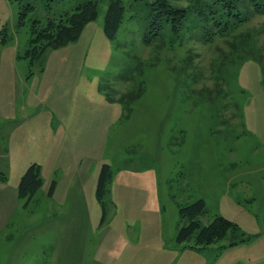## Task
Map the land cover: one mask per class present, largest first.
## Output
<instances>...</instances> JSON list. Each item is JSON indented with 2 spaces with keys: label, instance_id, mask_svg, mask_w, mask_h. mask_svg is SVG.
<instances>
[{
  "label": "rangeland",
  "instance_id": "rangeland-1",
  "mask_svg": "<svg viewBox=\"0 0 264 264\" xmlns=\"http://www.w3.org/2000/svg\"><path fill=\"white\" fill-rule=\"evenodd\" d=\"M84 1L0 0L8 37L0 44V172L8 192L31 163L43 182L27 206L3 198L0 264H96L100 252L109 253L103 264H264V14L248 12L210 43L192 30L146 43L152 0H123L113 39L103 31L108 0H97L98 16L80 37L48 49L30 69L17 56L30 20ZM27 2L34 8L17 26ZM103 163L112 172L104 215L89 185L75 203L82 223L101 226L103 239L113 235L84 241L81 263L61 262L46 249L53 225L71 220L72 202L41 193L50 177L79 164L98 179ZM196 199L205 202L201 223L222 216L236 229L206 246L179 244V208Z\"/></svg>",
  "mask_w": 264,
  "mask_h": 264
},
{
  "label": "trees",
  "instance_id": "trees-1",
  "mask_svg": "<svg viewBox=\"0 0 264 264\" xmlns=\"http://www.w3.org/2000/svg\"><path fill=\"white\" fill-rule=\"evenodd\" d=\"M150 7V19L144 36L146 43L150 42V38L155 39L166 33L165 37L169 39L180 37L186 30H192L191 36L199 41L210 43L216 37H226L230 31L237 29L248 20V12L264 14V0H152ZM19 8L17 26H24L34 6L27 2ZM123 13V0H108L103 22V31L107 38L113 39L116 36ZM97 16L98 1L86 0L72 10L62 12L58 17L47 15L45 22L32 19L29 22L26 49L22 55L17 56L27 59L31 69L34 62L48 49H58L76 41L86 24ZM7 41L5 31L1 30L0 44H6ZM111 178L110 166L103 163L96 187V196L103 208V215L105 208L102 197L110 185ZM5 181V174L0 172V182ZM42 183L40 165L31 163L17 185L18 198L24 200L25 206L32 200ZM54 186L55 181L52 180L48 189L49 196L52 195ZM203 213H205L203 199H196L179 208V214L184 219L177 229L176 241L179 244L193 238L192 246H206L220 241L228 231L236 229L233 222L222 216H214L208 223L203 224L199 219ZM233 243L232 241L229 244Z\"/></svg>",
  "mask_w": 264,
  "mask_h": 264
},
{
  "label": "crops",
  "instance_id": "crops-1",
  "mask_svg": "<svg viewBox=\"0 0 264 264\" xmlns=\"http://www.w3.org/2000/svg\"><path fill=\"white\" fill-rule=\"evenodd\" d=\"M67 130V129H66ZM67 134L70 131H66ZM76 134V132H73ZM84 133H87L86 131ZM71 134V132H70ZM65 154V153H64ZM63 159L66 161V156H63ZM75 157V156H74ZM70 162V161H68ZM75 163V158H74ZM81 164L77 165L75 169L66 170L62 175L59 176L58 179H53L52 177L49 178V181L52 182V180L55 181L54 190L51 196L48 195V191L44 190L41 193V197L44 196L48 199L49 202L54 200V198H58V202L62 203L64 199L69 198L70 203L72 202V207L69 212V216L71 218L70 221H64L59 225H53L54 229H57L58 233L55 237L52 244L47 245L46 251H52L55 257L61 261L66 263H81V261L84 260L83 254L85 251L82 249V244L85 243L84 241L88 239H92L93 242L97 237H100L101 240L105 241L109 237L113 235L112 232L105 233L104 235L108 234L109 237L106 239H103V235L101 236V232H98L102 230L100 227L96 224L92 225L89 223H82L80 214H81V207L79 204L76 207L75 199L76 195H78V192H82L85 189V184L89 185V195L90 197L93 195V189L94 192L96 190V183H97V176L92 178V175L90 174L87 167H80ZM129 178H132L131 175H126L125 180L129 181ZM114 181V179H113ZM94 182V187H93ZM0 214L6 210L7 202L3 201V198H8V195L13 197L14 199H18L17 195V184L11 190L10 192L5 191L6 190V183L0 182ZM4 190V191H2ZM62 206H65L63 203ZM77 216V217H76ZM7 222V221H6ZM6 222H3V226H6ZM2 227L0 226V230ZM45 229V228H44ZM95 232V233H94ZM117 235V234H116ZM116 235L114 236L113 240L115 239ZM103 241V242H104ZM95 244V243H94ZM107 246H110L109 243H106ZM112 245V244H111ZM109 253H98L96 264H103V262L108 260ZM93 260V259H92Z\"/></svg>",
  "mask_w": 264,
  "mask_h": 264
},
{
  "label": "bare ground",
  "instance_id": "bare-ground-1",
  "mask_svg": "<svg viewBox=\"0 0 264 264\" xmlns=\"http://www.w3.org/2000/svg\"><path fill=\"white\" fill-rule=\"evenodd\" d=\"M83 31V30H82Z\"/></svg>",
  "mask_w": 264,
  "mask_h": 264
}]
</instances>
